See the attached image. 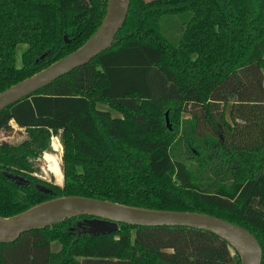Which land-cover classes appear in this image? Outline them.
<instances>
[{
  "label": "trees",
  "instance_id": "16d2710c",
  "mask_svg": "<svg viewBox=\"0 0 264 264\" xmlns=\"http://www.w3.org/2000/svg\"><path fill=\"white\" fill-rule=\"evenodd\" d=\"M108 1L0 0V92L83 45ZM12 121L26 137L0 143L1 216L68 195L205 212L255 234L264 264V0H130L112 46L0 112V130ZM55 136L62 185L36 164ZM90 219L0 242V264H241L205 229L120 223L95 234Z\"/></svg>",
  "mask_w": 264,
  "mask_h": 264
},
{
  "label": "water",
  "instance_id": "95a60500",
  "mask_svg": "<svg viewBox=\"0 0 264 264\" xmlns=\"http://www.w3.org/2000/svg\"><path fill=\"white\" fill-rule=\"evenodd\" d=\"M129 8L130 0H109L102 23L83 45L0 92V112L109 49L127 19ZM167 124L171 126L168 116ZM80 215L92 217L88 223L95 234L116 231L120 223L205 229L225 239L240 255L241 264H262L263 248L255 234L227 219L205 212L155 209L79 195L54 197L10 217L0 215V242H15L25 232Z\"/></svg>",
  "mask_w": 264,
  "mask_h": 264
},
{
  "label": "rangeland",
  "instance_id": "374dc122",
  "mask_svg": "<svg viewBox=\"0 0 264 264\" xmlns=\"http://www.w3.org/2000/svg\"><path fill=\"white\" fill-rule=\"evenodd\" d=\"M27 46H28L27 44H19V46L17 48V58H18L17 61L19 64L22 63V53H23L24 49H26ZM99 107L103 108V109L110 110L112 112V114L115 116H121L120 112L113 109L112 107H110L107 104L100 103ZM184 116L188 117V116H190V114L185 113ZM25 137H26L25 130L23 128L17 126V125L13 126V130H11V131L0 130V143L4 140L11 142V143H18V142L22 141ZM52 147H53V149L51 152H47L44 156H42L41 158H39L36 161L37 166H39L38 174L43 179L52 180V182L62 185L64 182V176H63V179L61 181H58L57 177L52 172L53 168L56 167V164H53L48 159H45V156H48V157L55 156L57 158L60 166L62 165L63 147H62L61 140H60L59 136L53 137ZM173 152L177 156H182V158H185L187 156L186 153H188L187 148L184 146L183 143H181L179 141H177V143L173 147ZM48 165H49V167H48ZM199 178L200 177L197 178V181H199ZM53 248H54V250H58L60 248V244L55 242L53 244ZM233 253H235V252L233 251Z\"/></svg>",
  "mask_w": 264,
  "mask_h": 264
},
{
  "label": "bare ground",
  "instance_id": "6f19581e",
  "mask_svg": "<svg viewBox=\"0 0 264 264\" xmlns=\"http://www.w3.org/2000/svg\"><path fill=\"white\" fill-rule=\"evenodd\" d=\"M46 159H48L51 163L56 164V167L53 168L52 172L57 177V180L61 181L63 179V171H62V168H61L57 158L55 156H50V157L46 156Z\"/></svg>",
  "mask_w": 264,
  "mask_h": 264
},
{
  "label": "crops",
  "instance_id": "0c3cea01",
  "mask_svg": "<svg viewBox=\"0 0 264 264\" xmlns=\"http://www.w3.org/2000/svg\"><path fill=\"white\" fill-rule=\"evenodd\" d=\"M11 123H12L13 126H16L17 125V123L15 121H12ZM45 159H46V156H45ZM48 167H49V165H48Z\"/></svg>",
  "mask_w": 264,
  "mask_h": 264
}]
</instances>
